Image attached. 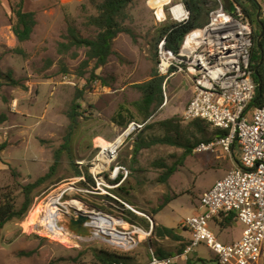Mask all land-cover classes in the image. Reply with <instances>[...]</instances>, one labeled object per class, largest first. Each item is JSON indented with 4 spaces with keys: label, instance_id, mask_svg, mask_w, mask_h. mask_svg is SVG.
I'll use <instances>...</instances> for the list:
<instances>
[{
    "label": "rangeland",
    "instance_id": "374dc122",
    "mask_svg": "<svg viewBox=\"0 0 264 264\" xmlns=\"http://www.w3.org/2000/svg\"><path fill=\"white\" fill-rule=\"evenodd\" d=\"M11 1L14 5L26 1L30 6L29 0ZM148 1L136 0L129 8V19L125 23L127 31L116 39V54L99 70H94L95 61L88 60L86 48L73 49L64 58L57 52L58 43L67 41L70 25L82 37L96 35L94 29L84 24L86 17L96 14L92 0H51L49 5L40 10L42 26L35 38L24 44L28 57H21L12 51V54L30 61L33 74L15 76L10 70L4 72H11L13 78L22 83L19 87L4 85L0 88V146L6 145L0 152V189L12 192L20 206L24 201L25 186L50 172L53 174L34 191L33 205L28 215L0 229V264H98L96 254L100 251L126 255L131 259L130 264H148L152 253L157 256L159 250L168 251V245L174 242L157 238L151 232L150 219L155 217L160 225L172 228L179 226L180 232L187 231L182 223L198 211L202 194L237 166L239 146L234 148L232 154H225L220 149L193 153L184 160L183 165L180 161L184 150L163 144L142 150L137 159L134 158V148L139 139L150 140L164 135L160 127L148 130L146 124L156 125L177 118L187 132L186 127L192 122L185 118V111L193 98L194 87L192 80L185 74H178L168 81L165 102L147 123L135 107V102L141 99L136 85L150 80L158 62L155 37L161 25L157 23ZM256 1L262 7L260 19L263 21L264 0ZM252 25L257 29L255 24ZM49 61L53 65L46 68ZM60 61L68 68V74L61 72ZM6 62L8 65L19 64L9 59ZM81 73L84 74L83 79L79 75ZM33 80H50V91L48 89L45 92L40 86L30 90L24 82ZM1 82H5V79H0ZM51 91H56V94H51ZM81 91L84 94L77 101L81 116L71 142L66 147L65 137L71 123L67 112ZM18 98L20 100L15 102ZM121 107L130 109L137 119L132 120L125 113L130 123L128 127L118 129L114 137L113 118ZM253 109L250 108L249 112ZM133 123L142 127H137L117 151L114 164L124 167L128 176L114 195L136 210L137 214L130 211L126 213L131 220L129 223L150 235L140 236L138 233V245L132 250L117 248L109 242L110 238L93 237L92 232L88 237L77 238L70 230V214L67 213L58 218V224L65 229L63 235L47 233L42 223H38L42 221H37V216L39 213L44 215L49 198L83 175L86 183L76 182V185L87 188V184L91 183L89 164L80 168L78 162L89 163L96 159L101 152L99 146L103 143L102 139L111 142L106 144H112ZM193 132L192 128L191 137L195 134ZM57 152L60 153L56 163L54 156ZM174 165L177 166L176 172L167 183L162 182L164 173ZM76 170H80L82 175L76 176ZM165 197L177 199L155 215ZM70 198L81 200L88 213L113 211L99 197L79 193L66 196L64 201L68 202ZM210 228L224 244L239 241L245 230L241 224L224 228L218 220L212 221ZM178 247L172 253H165L167 256L178 254L181 245ZM196 252L192 255V264H219L215 254L206 246H200ZM180 262L185 263L183 260Z\"/></svg>",
    "mask_w": 264,
    "mask_h": 264
},
{
    "label": "built area",
    "instance_id": "2783aa9c",
    "mask_svg": "<svg viewBox=\"0 0 264 264\" xmlns=\"http://www.w3.org/2000/svg\"><path fill=\"white\" fill-rule=\"evenodd\" d=\"M152 1L149 0L148 4L159 25L168 21L185 24L191 19L186 0H166L157 6L151 5ZM211 1L214 8L208 23L191 31L178 52L167 47V37L159 42L157 68L159 74L166 78L165 86L178 74H185L192 80L194 95L185 111L186 119H201L215 128L228 131L226 136L201 143L194 153L220 149L225 154H232L237 144L241 166L229 171L223 179L205 191L200 198L198 211L182 223L191 233L185 249L167 258L152 253L148 264H178L181 260L188 262L202 245L215 254L219 264H258L264 256V106L249 112L259 87L252 61L254 28L236 0ZM232 5L235 7L234 12H231ZM131 126L134 130L142 127L136 123ZM117 151L112 154L108 166L100 165L97 162L98 156L89 163L78 162L80 168L89 164L93 182L90 181L87 188L82 189L76 182L86 183V179L84 175L80 176L74 179L76 182L69 183L49 198L44 215L39 213L37 216V221H42L41 225L47 233L51 234L53 230L63 235L65 229L58 224V218L63 213L70 214V220L82 214L92 216L85 226L93 237H108L114 246L125 250H132L138 245L136 235L142 229L131 225L126 214L128 211L134 214L137 212L114 195L128 176L124 167L114 164ZM79 193L102 198V203L111 206L114 212L88 213L81 200L70 198V201H64L66 196ZM72 202L81 203L83 208L78 209ZM48 209L55 212L51 219H47ZM96 214L118 222L113 231L116 239L105 233H95L91 221ZM232 214L245 230L239 241L224 244L217 239L210 223ZM72 234L79 238L75 233Z\"/></svg>",
    "mask_w": 264,
    "mask_h": 264
},
{
    "label": "trees",
    "instance_id": "16d2710c",
    "mask_svg": "<svg viewBox=\"0 0 264 264\" xmlns=\"http://www.w3.org/2000/svg\"><path fill=\"white\" fill-rule=\"evenodd\" d=\"M136 0H92V5L95 8L96 14L86 17L85 26L96 31V35L91 38L82 37L77 29L72 25L69 26V35L66 37V42H60L57 46V52L60 57L64 58L67 54L78 48H86L88 60L95 61L94 70L106 66L112 56L116 54L115 42L118 36L127 31L125 27L126 21L129 19V8L134 4ZM241 6L250 19V21L257 26L254 29L255 47L253 51V68L258 73L259 79L256 76L258 84L261 86L257 89L256 97L250 105V108H257L264 106V36L258 43V38L262 33V27L258 24L257 14L259 5L256 0H236ZM186 4L191 11V19L188 23L178 24L168 21L161 25L158 29L155 37L156 49L159 42L167 37V47L174 52H178L185 40V37L193 30L205 26L209 21V15L214 8L211 0H186ZM212 4V6H210ZM11 9L13 13L12 19V30L17 37L20 44L28 42L32 39V35L37 26L36 13L26 12L24 10V2L20 1L18 5H14L11 1ZM262 16V15H261ZM264 23V20H263ZM15 53L27 58L28 54L22 47H17L14 50ZM77 56V55H74ZM61 63V72L68 74L69 70L63 61ZM158 63V62H157ZM88 62L85 63L87 65ZM53 65L52 61H49L46 68H50ZM81 79L84 78V74H79ZM96 78V77H95ZM0 79H5V82L0 83V88L4 85L19 87L21 82L14 79L12 73H3L0 70ZM94 79V78H93ZM165 82L166 78L159 74L158 68L152 74L150 80L137 84L136 88L141 94V99L135 102V107L138 114L143 118L144 122L147 123L153 115L163 106L165 102ZM83 91L79 92L72 102L70 110L67 112V117L70 120V126L68 128L67 135L65 137L66 147L69 146L72 136L75 133L80 114L78 112L80 105L77 103L83 96ZM125 113L131 117L132 120H136L132 111L122 108L120 109L113 122L122 128H126L129 125V120L126 118ZM146 129L154 127H160L164 135L162 137H154L152 139H139L134 148V158L137 159L140 152L145 149H149L154 145L163 144L168 146L177 147L183 149V155L181 157L180 164L183 165L184 160L194 153V150L201 143H209L217 138L226 136L228 131L215 128L207 121L196 119L192 120L190 125L186 127L187 132L184 131L180 121L177 118L167 119L156 123V125L146 124ZM193 128L194 136L191 137V129ZM211 128H214L211 131ZM148 130H145L147 132ZM191 134V135H190ZM236 146H238L236 144ZM6 145L0 146V152L5 149ZM59 153L57 152L54 156L56 163L59 160ZM237 166H241L240 157L237 159ZM236 166V167H237ZM54 169H52L53 171ZM177 166H171L168 168L166 173L162 177V182L167 183L169 178L176 172ZM52 172L39 178L35 183L29 184L24 187V201L19 206L17 199L13 196L12 192H5L0 189V229L13 221L23 220L29 213L33 205V193L34 191L46 183L52 176ZM76 176L82 175L80 170H76ZM90 181L93 182L90 177ZM123 189V188H122ZM177 197H165L164 202L158 208L155 215L161 212L166 206H168ZM217 220V219H216ZM131 221V220H130ZM237 222L235 215L223 217L221 225L224 228L232 227ZM133 223V221H132ZM152 226V224H151ZM180 227L170 228L163 225L154 223L152 228L153 234L160 239H169L175 242H180L181 247L179 252L181 253L189 240L185 239L180 234ZM186 230H188L186 228ZM158 257L166 258L167 254L164 251H158ZM98 264H112L113 262H123L130 264V257L120 254L118 252L100 251L96 254Z\"/></svg>",
    "mask_w": 264,
    "mask_h": 264
},
{
    "label": "crops",
    "instance_id": "0c3cea01",
    "mask_svg": "<svg viewBox=\"0 0 264 264\" xmlns=\"http://www.w3.org/2000/svg\"><path fill=\"white\" fill-rule=\"evenodd\" d=\"M29 2H30V6L27 4L26 1L24 2V10L26 12H34V13H36V18H37V26L35 28V31H34L33 35H32V39L30 40V41H32L35 38V36H36V32L42 26V21H41L40 14H39L40 10L44 9L43 7L45 5H49L51 0H29ZM261 10H262V7H261ZM12 19H13V13H12V9H11V0H0V70L3 73L6 72L7 70H10L15 76H17V75H32L33 74L32 68L29 65L30 61L29 60H23L21 58L22 56L19 57V56H16V55L12 54V51H14L18 46H21L26 51V53L28 54V51L25 49L24 44L30 42V41H28V42H25L23 44L19 43L17 37L15 36V34H14L13 30H12ZM46 26H48V25H46ZM8 59L12 60L14 62H18L19 64L8 65L7 62H6V60H8ZM24 84L30 90H32V88L34 86H36V87L40 86V89L45 91V92L50 88V85H49L50 84V80H46V81L33 80L32 82L26 81V82H24ZM48 91H50V89ZM50 93L51 94H56V91H51ZM20 99H21V97H20ZM20 99L18 98L17 100H14V101L17 102ZM122 108H124V107H121V109ZM125 109H127V108H125ZM128 110H130V109H128ZM112 124L114 126V132H115L114 137H115L118 134V129L120 130V129H122V127H120L119 125H117L114 122ZM102 141L105 142V143H111V142H107L106 140H103V139H102ZM168 206H166L165 208H167ZM217 220L220 221V222L222 221V220H219V219H217ZM153 221H154V223L160 225L158 222H156L155 217H154ZM236 224H239V223L235 222L232 227H234ZM232 227H229V228H232ZM170 228H172V227H170ZM180 234L187 240L191 239V233H190L189 230L182 231V232H180ZM179 244L181 245L180 242H175L174 241L173 243L168 245V248H169L168 251L164 250V252H169V253L174 252L175 250H177L179 248L178 247ZM176 254L177 253H174V254H171L170 256H167V257H173ZM194 254H197V252L194 253ZM192 258H193V256H191V258H190V260L188 262L184 261L185 262L184 264H192ZM178 264H182V262H179ZM258 264H264V256L262 257V259L259 261Z\"/></svg>",
    "mask_w": 264,
    "mask_h": 264
},
{
    "label": "bare ground",
    "instance_id": "6f19581e",
    "mask_svg": "<svg viewBox=\"0 0 264 264\" xmlns=\"http://www.w3.org/2000/svg\"><path fill=\"white\" fill-rule=\"evenodd\" d=\"M164 1H166V0H154L151 2V5H153V6L161 5L164 3ZM133 132H134V127H130V129H128L123 135L118 137V139L115 142H113L112 144H106L104 142L100 143L101 144V146H100L101 153L99 154V156L97 158V162H99L100 165L105 164L106 166H108L112 161V159H111L112 154H114L116 152V150H118L123 145V143L126 141L128 136L131 135ZM54 201H55V199H53V202ZM71 204L76 206L78 209L83 208L81 203L72 202ZM47 214H48L47 219H51L54 216L55 212L53 210L48 209ZM117 223L118 222L114 219L110 220L109 218L97 215V216H93L92 221H91V226H93L95 228L96 234L105 233V234H108L109 236H112L113 239H116L117 238L116 234L113 231H114V226ZM51 231H52L51 235L56 233L53 230H51ZM139 234H140V236L141 235H148L143 230H139Z\"/></svg>",
    "mask_w": 264,
    "mask_h": 264
},
{
    "label": "water",
    "instance_id": "95a60500",
    "mask_svg": "<svg viewBox=\"0 0 264 264\" xmlns=\"http://www.w3.org/2000/svg\"><path fill=\"white\" fill-rule=\"evenodd\" d=\"M235 11V7L232 5L231 6V12ZM261 6L259 4V11L257 14V19H258V24L262 27V33L260 34L258 38V43L261 41L262 37L264 36V23L260 19V14H261ZM264 57H262V62H263ZM256 76L259 79L258 73L256 72ZM259 90H261V86L259 85ZM92 216L89 215H82L80 214L77 219H73L70 222V230L75 233L77 236L83 238V237H88L90 235L88 228L85 226L87 222L91 219ZM150 219V218H149ZM152 228L154 227V221L153 219H150Z\"/></svg>",
    "mask_w": 264,
    "mask_h": 264
}]
</instances>
